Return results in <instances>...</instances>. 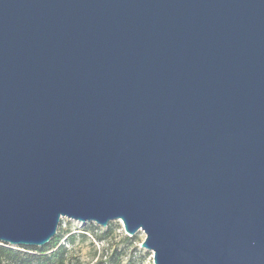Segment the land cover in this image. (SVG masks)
I'll return each instance as SVG.
<instances>
[{
    "label": "water",
    "instance_id": "1",
    "mask_svg": "<svg viewBox=\"0 0 264 264\" xmlns=\"http://www.w3.org/2000/svg\"><path fill=\"white\" fill-rule=\"evenodd\" d=\"M62 218L264 264V0H0V242Z\"/></svg>",
    "mask_w": 264,
    "mask_h": 264
},
{
    "label": "rangeland",
    "instance_id": "2",
    "mask_svg": "<svg viewBox=\"0 0 264 264\" xmlns=\"http://www.w3.org/2000/svg\"><path fill=\"white\" fill-rule=\"evenodd\" d=\"M88 224L91 223H80L67 218L61 219V229H68L70 232L75 233L81 232ZM108 224H112V227H114V234L109 239L98 241L87 234L85 240L75 242L73 252L76 261L81 264H115L111 254L114 249H117L122 252L120 264H153L152 252L140 246L145 237L142 231H138L130 239H126L125 236L127 235L124 233L120 221L113 220ZM101 228L104 229L105 227ZM66 236L67 234L62 238L61 243L68 247L69 243L65 240Z\"/></svg>",
    "mask_w": 264,
    "mask_h": 264
},
{
    "label": "trees",
    "instance_id": "3",
    "mask_svg": "<svg viewBox=\"0 0 264 264\" xmlns=\"http://www.w3.org/2000/svg\"><path fill=\"white\" fill-rule=\"evenodd\" d=\"M67 234L65 240L69 243L65 247L61 243L62 238ZM90 234L98 241L109 239L114 234V227L108 224L104 229L93 223L85 226L81 232H70L68 229H61L59 223L56 234L43 246H21L13 247L7 243L0 242V264H81L75 260L74 244L77 240H85ZM130 239L131 236H125ZM122 252L114 249L111 254L115 264H120Z\"/></svg>",
    "mask_w": 264,
    "mask_h": 264
}]
</instances>
